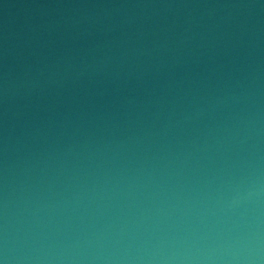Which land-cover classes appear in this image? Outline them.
Wrapping results in <instances>:
<instances>
[{
  "label": "water",
  "instance_id": "95a60500",
  "mask_svg": "<svg viewBox=\"0 0 264 264\" xmlns=\"http://www.w3.org/2000/svg\"><path fill=\"white\" fill-rule=\"evenodd\" d=\"M0 264H264V0H0Z\"/></svg>",
  "mask_w": 264,
  "mask_h": 264
}]
</instances>
